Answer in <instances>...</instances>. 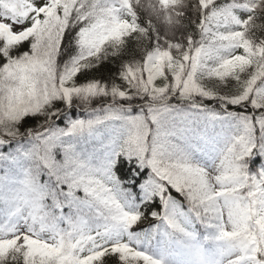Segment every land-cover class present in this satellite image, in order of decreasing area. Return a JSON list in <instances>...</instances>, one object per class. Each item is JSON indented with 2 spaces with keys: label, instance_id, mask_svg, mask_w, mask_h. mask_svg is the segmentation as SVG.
Masks as SVG:
<instances>
[{
  "label": "snow or ice",
  "instance_id": "1",
  "mask_svg": "<svg viewBox=\"0 0 264 264\" xmlns=\"http://www.w3.org/2000/svg\"><path fill=\"white\" fill-rule=\"evenodd\" d=\"M0 264H264V0H0Z\"/></svg>",
  "mask_w": 264,
  "mask_h": 264
}]
</instances>
